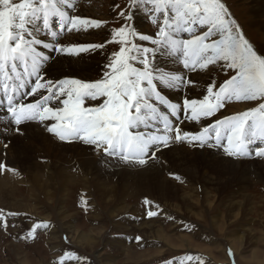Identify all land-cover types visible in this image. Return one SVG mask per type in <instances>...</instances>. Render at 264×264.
Segmentation results:
<instances>
[{
	"label": "bare ground",
	"instance_id": "obj_1",
	"mask_svg": "<svg viewBox=\"0 0 264 264\" xmlns=\"http://www.w3.org/2000/svg\"><path fill=\"white\" fill-rule=\"evenodd\" d=\"M65 1L71 8L73 6L76 8L79 4L78 0ZM249 1L253 5L254 22H257L256 24L260 22V29L264 31V0ZM50 2L53 3V0ZM71 8L65 7V13H69ZM76 12L71 15L72 23L70 21L69 26L66 27L68 30L70 28L73 34L69 38L60 36L59 39H55L56 42L53 41L54 38L46 37L51 43L32 40V36L30 37L26 32L27 27H23L21 22L14 25L12 23L15 21L9 23L10 18L2 17L0 20V77L4 78L0 80V86L9 87L5 77L10 76L6 75V72L13 68L20 71L26 68L27 64H31L39 71L40 78L29 104L49 94H54L56 99L44 110L39 120L17 129L4 122L1 118L3 113L0 112V202L7 201L9 210L14 213L36 214L40 200H46L53 209V217H55L54 221L50 220L53 217L45 218L51 221L46 228L51 237V242L49 241L51 251L62 249L64 244L62 237L65 235L66 239L83 253L95 254L98 264H118V258L123 255L127 259L125 264L137 263L144 258V253L138 256L133 254L132 250L137 246L134 241L130 246L127 245L131 241V236L136 233L145 237L150 247L159 243L163 246H172V240L178 241L180 243L178 249L186 251L187 255L172 264H202L201 258H213L211 248L190 247L194 243L189 236H168V230L162 225L171 216H175L173 225H177L172 229L178 228V224L184 219L206 222L208 217V228L203 234L213 241H215L212 238L214 234L222 236L218 247L224 254L226 248L231 250L238 259L243 248L254 240L255 232L247 218L255 208L256 199L248 190L251 188L252 179L264 182V160H235L218 148L181 143L146 152L144 164H140L139 161H127L122 155L126 152L127 139L140 147L146 146L151 149L157 134L153 126L147 128V123L152 117L151 112L159 107L160 102L152 101V96L147 94L146 100L141 104L145 116L141 122L138 124L132 118L131 124L137 125L135 128L118 122V127L112 130L114 133L109 132L110 126L108 128L105 119L113 109L116 108L120 116L131 113L122 106L123 102L120 100L121 94L118 90L115 93L106 92L102 88L98 90L99 87L93 85L92 78L101 73L107 65L106 62H109L104 57L105 50L101 47V43L97 42L98 45H94L100 34L96 30L89 32V35L93 36L89 38L84 32L76 33L82 24L92 22L91 26L95 27L97 22L108 19V16L98 17L93 10L84 13L80 9ZM53 13L48 14L44 20L45 30L52 23ZM135 23L137 29L141 31L148 28L139 15H136ZM35 27L33 29H36ZM55 36L58 38V34L55 33ZM226 39L222 40L226 42ZM16 41H19L18 45L14 44ZM225 47L227 42L223 46L218 45L214 50L206 48L208 51L212 50L209 54L203 48L208 55L201 61L205 63L200 64L191 74L181 71L177 61L171 56H165L164 52L163 55L157 54L155 58L154 54L152 55L153 58L151 57L150 60H154L155 63H148V70L154 71L156 79L159 75L164 77L165 74L170 75V73L176 76L173 80L171 78L166 81L167 86L162 87L163 93L172 100L177 102L183 100V105H189L194 99L199 100L203 97L209 80L220 71V66L231 65L234 52L230 51L216 58L217 67L212 71L207 74L201 72L202 66L213 62L211 52L219 54L220 48ZM260 49L264 50V44ZM157 51L162 50L157 49ZM139 63L138 53L127 67L123 66L117 72H125L131 67L139 70ZM140 69L141 72L146 71L144 68ZM135 75L131 80L141 82L140 86H145L146 93L150 92L151 90L147 91L148 87L145 84L149 80ZM178 76L180 80L177 79ZM186 76L190 79L187 86L183 79ZM177 80L178 85L175 83ZM251 84L249 88L254 93L260 94V87ZM88 90H91L89 96L95 104L91 106V109L96 111L94 115L87 114L86 109L90 106L77 107L78 103L83 102L88 96ZM126 90L127 88H123L121 93ZM106 101H108L106 111L101 113L100 107L102 108ZM196 104L187 109L184 122L180 125L179 132L184 135L195 134L221 120L243 113L260 112L261 115L264 108V102H260L255 109L249 104L233 103L225 107L222 116L214 118V116L206 117V109ZM80 112L83 113L82 116L77 115ZM114 117L111 116L112 119ZM138 117L140 114L136 118ZM88 127L92 130L87 129ZM76 128L79 131H75ZM71 131L75 132L71 133ZM119 137H124L125 140H119L120 152L113 148L115 139ZM73 139L74 142L71 141ZM167 174L171 179L166 177ZM19 186L26 187L30 199L26 196L19 198V189L17 190ZM79 186L93 198L90 209L92 218L99 220V226L88 233L83 231L85 228L82 230L74 225V217L66 207L67 201L70 200L71 189ZM133 199H147L153 204L152 206L158 208H151L150 216L145 219L147 217H144L145 212L142 213L137 206L129 204V200ZM218 208L225 209L222 217H219ZM103 215L109 220V227L102 224V220L100 221ZM101 247L107 248L109 252L98 253ZM84 260L83 254L79 253L66 256L65 259L58 258L55 263L84 264ZM225 260H227L226 254ZM252 260L260 262L258 253H252ZM27 264H31L28 259Z\"/></svg>",
	"mask_w": 264,
	"mask_h": 264
},
{
	"label": "rangeland",
	"instance_id": "obj_2",
	"mask_svg": "<svg viewBox=\"0 0 264 264\" xmlns=\"http://www.w3.org/2000/svg\"><path fill=\"white\" fill-rule=\"evenodd\" d=\"M50 1L51 0H0V20L2 17L7 19L10 18L9 23L15 21L12 23L14 25L21 22L23 27H27L26 32L30 37L32 36V40L35 39L51 43V41H48L46 36H44L42 26H39L38 23H36L37 16H40L39 12L44 6H47L52 10L58 6L63 7L62 3L67 1L53 0L54 4ZM78 3L79 4L76 5V8L73 6L69 9L70 16L73 13H77L76 11H79L80 9L84 11V13H88V10H93L97 13V16L101 18L103 15L108 16V19L106 20L100 19L102 22H97L98 24H96L95 27L91 26L92 22H88L86 25L82 24L78 28V31L76 30V33L81 32L80 34H82V32H84L89 38L93 37L89 35V32H94L96 30V32L100 35L97 36L99 39L95 40L96 43L94 45L97 46V42L101 43V47H104L105 50L104 57L106 61H109L106 62L107 65L101 73L92 78V82H94L93 85H97L98 87L102 86V89L106 92L115 93L119 91L121 94L120 100L123 102H121L122 106L129 109L128 111H130L134 118L140 114L137 113V111L142 110L141 104L144 100H146V98L144 99L139 95V90H144L143 92L146 96L147 94L152 96V92L150 91L151 88L148 85L151 78L154 83L158 85V89L164 96L175 104L183 105V100L182 102H180L181 100L177 102L163 93L164 89L162 87H165L166 81L171 78V80H173L176 76L174 77L170 73V75L165 74L164 77L159 75L156 79L154 77V71L151 69L148 70V63H155L154 60H150L153 54L155 58L157 57V54L161 53V55H163L164 52V54H166L165 56L168 55L174 58L179 64L180 69H182L181 71H184L182 65L180 64V60L172 54V51H170V40L168 39V37L172 35L171 32H169L170 30H173L172 27L181 23V19L184 18L186 21L196 19L199 21V24L195 25L196 31L194 36L195 39H198L196 38V35L199 37H202V35L204 37L206 36V39L203 38L200 40L201 45H207L202 47L206 51H208L206 48H213L212 50H214L218 45L223 46L227 42V47L220 48L219 54L211 52L214 58L213 62L204 65V67L202 66L201 72H203V74H207L217 67L216 58H218V56L225 53L228 54L230 51L232 53L234 52V56L231 59V65L228 66L229 64H227L220 66V71H218L217 74L209 80L208 87H206L203 97L199 100L194 99V101L189 102V105L194 107V104L197 103L196 105H199L201 108L206 110L214 108L216 105V98L214 97L216 92L221 86L235 77H239V79L243 81L241 85H243L246 89L238 92L237 99L235 102H230V104H249L252 109H255L260 102H264V50L260 49V47L264 44V31L260 29V22L259 24L254 22V15L252 14L253 5L249 0H78ZM136 15H139L143 22L146 23L148 26L147 29L142 31L137 29L135 25L136 23L133 21V17H135L136 21ZM182 15L185 17L182 18ZM190 15L193 16L189 17ZM75 22H77V20H75ZM189 25H191V23ZM34 26H36V29H33ZM83 28H85V30L87 29V31L85 32ZM20 29L23 28L20 27ZM72 34L73 32L63 38H69ZM188 37L189 36L186 33H183V35L179 37V41L182 42V40ZM222 39H226V42ZM14 44L18 45L19 41H16ZM157 49L162 51L156 52ZM138 53L140 58L138 69L141 70L140 68H144L146 70L145 72H141L134 67H131L130 69L127 68L125 72H117V70L123 66L127 67V64H129L132 58H135ZM204 63L205 62H200L196 69L199 68L200 64L203 65ZM195 70L191 72H184L186 74H191L192 72H195ZM135 73L137 76L139 75L140 77L142 76L144 79L149 80L147 81L148 83L145 82V84L148 87L147 91L150 92L146 93V90L144 89L145 86H140L141 82H133L131 80L132 78L134 79ZM187 78L189 77L186 76L183 78L186 86L189 84L188 81L190 80ZM177 79L180 80V77L178 76ZM178 80L175 82L177 85L179 83ZM251 83H254L256 85L255 87H260V94L254 93L249 88L252 86ZM122 87L127 88L128 92H126V90L124 93H121V90H123ZM82 89L83 88H80V90ZM245 92L249 93L243 96V93ZM210 98L212 102L209 100ZM152 101H154V99H152ZM156 101L161 102V98H157ZM92 102L93 100L91 98L90 102H87L85 106L88 108L90 106V108L86 110L94 112L95 110H92L91 106L95 104ZM107 102L108 101L102 105V108L100 107V109H102L101 113H105V106ZM230 104H225L223 107L224 110L220 112L219 116H214V118L222 116L226 109L225 107ZM208 105L210 107H208ZM119 113L120 112L115 108L107 115L105 123L108 125V128L110 125L107 123V120H112L111 116H115L117 119ZM135 121L136 120L134 119V122ZM114 128L116 127H110L109 132L114 133V131L112 132ZM198 132L199 131L196 133ZM71 141L74 142V139ZM166 177L171 179V176H168V174ZM251 184V188H249L248 191L249 194H252L251 196L256 200L255 208L252 210V213L247 219L249 225L255 232V236L254 240L251 242L252 244L249 243L245 248H243V252L241 251L238 257L239 261L236 259L235 254L227 248L225 251L227 260H225L223 250L218 247L222 236L214 234V237L212 238L215 241H213L206 238L205 234H203L205 229L208 228V217L206 222H202L197 219H184L179 223L180 225L178 224V228L172 229L177 225H173L176 219L175 216H171L167 218L168 220L166 219L163 222L162 226L168 230V236H189L194 243L190 247L194 249H197L198 247L201 249L211 248L213 250L214 259L201 258L202 264H264V182L259 179H252ZM17 190L19 198H23L24 196L29 198L25 186H19ZM71 190L70 200L67 201L66 207L70 209L69 213L74 217V225L78 226V228L82 230L85 228L83 230L85 233L90 232L91 229H96L99 226V220H94L92 218L93 214L90 210L93 198L88 196L81 186L78 188H72ZM1 202L0 264H27V259L31 264H56L55 262L58 258L65 259L66 256L77 255L79 253H82L84 256V264H98L95 254L91 255L83 253L80 249H78V247L70 243L66 239L65 235L62 237L64 243L62 245V249H59L58 251H53L54 249H52L53 252L51 251V237L48 235V229L46 228H48V223L55 220V217H53V209L46 200H40L36 214L14 213L9 210V203L7 201L3 200ZM86 202L87 207L85 208ZM129 204L137 206L142 213L145 212L146 215H144V217L147 216L145 219L150 216L151 208L153 209L155 207L152 206L153 204L147 199L129 200ZM217 211L220 215L219 217H222L225 213L224 208H218ZM46 217L53 218H50L51 221L49 222L45 219ZM100 221L105 226H110V222L106 215H103ZM146 240L147 239L142 237L140 233H136L131 236V241L128 242L127 245L130 246L132 241L137 244V246L132 250L133 254L135 256L143 253L145 254L144 258L139 261L140 263L137 262L132 264H172L175 260L186 257L187 255L186 251L178 249V247H180V243L178 241L172 240V246H163L159 243V245L150 247ZM106 252H109L108 249L103 247H101L98 251V253L101 254ZM254 252L258 253L260 262L252 260V253ZM204 256L208 255L204 254ZM126 261L127 259L124 255L117 260L118 264H125Z\"/></svg>",
	"mask_w": 264,
	"mask_h": 264
},
{
	"label": "snow or ice",
	"instance_id": "obj_3",
	"mask_svg": "<svg viewBox=\"0 0 264 264\" xmlns=\"http://www.w3.org/2000/svg\"><path fill=\"white\" fill-rule=\"evenodd\" d=\"M133 21L135 22V17H133ZM139 163L140 164H144V163H146V161H143V160H141V161H139ZM87 207V202H86V204H85V208Z\"/></svg>",
	"mask_w": 264,
	"mask_h": 264
}]
</instances>
